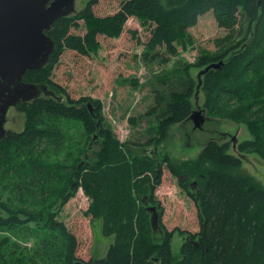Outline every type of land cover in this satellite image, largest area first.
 Listing matches in <instances>:
<instances>
[{
  "label": "trees",
  "instance_id": "16d2710c",
  "mask_svg": "<svg viewBox=\"0 0 264 264\" xmlns=\"http://www.w3.org/2000/svg\"><path fill=\"white\" fill-rule=\"evenodd\" d=\"M95 5L91 0L76 20L67 16L52 23L45 34L54 42V51L44 67L26 71L23 82L50 90L60 87L52 75L65 52L93 56L101 47L99 37H119L130 18L138 20L144 29V37L137 31L128 33L145 47V58L151 54L149 58L166 64L177 53L185 32L195 27L200 17L212 13L217 27L227 32L225 40H215L218 46L230 45L237 28L245 23L246 34L254 24V36L250 43H238L224 55L203 58L201 64L206 67L222 61L217 69L201 76L204 108L209 117L264 126V107L260 108L261 118L253 119L256 123L246 116H234L236 106L225 107L233 99L244 106L240 100L254 91L261 95L264 90V0H123L116 13L105 17L94 15ZM243 44L244 49L235 52ZM189 85L190 81L185 92H172L165 100L158 93L154 96L147 115L163 109L158 137L153 139L157 143L166 140L172 126L189 121L193 107V86ZM88 99L91 111L82 104ZM15 108L24 114V129L7 131L0 138V179L12 183V192L20 198H31L33 209L15 206L0 192V264L79 262L76 237L49 210L56 200L60 205L67 203L80 188L89 202L85 215L100 223L103 236L113 237L105 257L85 264H264V187L242 168V159L264 147L263 132H257L253 141L236 146L235 153L241 158L230 153L229 143L221 142L224 139H211L196 159L178 164L177 172L170 168L175 177L185 178L179 185L194 203L198 230L168 231L161 224L163 208L154 200L153 189L162 176L158 153L152 152L157 144L139 145L138 154L120 146L111 130L104 128L99 104L90 97H67V102H62L40 96L28 103L19 102ZM62 121L79 124L81 140L72 145L73 154L43 157L47 150L58 154L68 147ZM71 136L77 137L72 144L78 142L79 134ZM99 139L104 142L95 159H90V154L79 159L84 145ZM89 147L86 145L87 152ZM191 181L195 182L194 194L187 189ZM146 201L160 214L156 232L149 222ZM40 207L43 209L38 211ZM175 233L182 238L178 258L171 251Z\"/></svg>",
  "mask_w": 264,
  "mask_h": 264
},
{
  "label": "rangeland",
  "instance_id": "374dc122",
  "mask_svg": "<svg viewBox=\"0 0 264 264\" xmlns=\"http://www.w3.org/2000/svg\"><path fill=\"white\" fill-rule=\"evenodd\" d=\"M90 1L75 0L74 10L68 14V17L71 20L80 18L81 12ZM94 1H96V5L92 7L94 15L105 17L116 13L123 0ZM246 22L248 23L247 20ZM250 28V32L246 34L247 25L243 24L233 34L234 40L230 45L223 43L218 46L215 44V40L219 38L225 40L227 32L218 28L212 13H208L198 19L195 27L185 32L184 39L178 45L177 53L170 56L166 64H162L157 59L149 58L151 54L145 58L144 55L147 51L145 47L137 44L128 33V30L137 31L139 37H144V29L140 28L138 20L130 18L125 25V31L119 37L114 39L99 37L101 47L93 56L83 57L72 51L65 52L52 75L53 82L61 88L57 86L52 87L51 90L46 88V93L41 96L51 97L62 102H67V97L73 100L82 97L96 100L100 107L104 128L110 129L114 140L134 154L139 153V145L157 144L156 153L159 156L158 163H162V176L160 183L155 188L153 187V192L154 200L159 202L163 208L162 228L168 231L180 229L195 233L198 230V224L194 203L179 185L185 178L175 177L171 174L170 168L177 172L180 167L177 166L178 164L196 159L204 144L211 139L218 141L220 138L224 139L221 142L229 143L230 153L241 158L238 152H232V138L235 137L236 143L239 145L253 141L255 134L259 131L264 133L262 123L253 126L248 123L247 126L245 123H234L217 115L209 117L204 108L205 97L200 87L199 93L195 95L198 84L197 76L206 67L201 64L203 58L214 59L216 56L224 55L227 50L237 46L238 43H250L254 36V24H251ZM248 35L249 39L243 40V37ZM246 44L235 49V52H241ZM220 63L222 61L219 60L210 64L219 65ZM189 81L193 86L190 98L193 106L192 111L203 114L205 122L200 129H193L192 121L174 125L169 129L166 140L157 143L153 139L158 137L159 114L163 109L153 115H147V111L154 104V96L158 93L165 100L172 92H185ZM90 101L88 99L82 104L87 105ZM260 101L264 102V90L261 95L254 91L240 100L244 106H239L236 99H233L225 107L236 106L237 110L233 112L234 116L241 119L246 116L251 122L256 123L253 119H259L263 114V110L260 108L264 107V103ZM24 124V114L16 110L15 107L10 108L4 126L6 132H21L24 129ZM60 126L63 127L69 139L68 147L58 154L51 149L47 150L42 155L43 157L55 158L62 154H73L72 145H77L81 140L82 130L79 124L62 121ZM71 134H79L78 142L71 143L77 138L74 136L72 139ZM103 142L102 139H99L94 143H86L79 159L84 158L85 154H90V159L94 160L95 155L103 147ZM88 144L90 147L87 152L86 145ZM259 153L264 154V147H260V152L242 159V168L264 187V157ZM194 185L193 181L188 183L187 189L190 194L195 193ZM13 188L12 183L0 179V192L3 199L15 206L32 208V199L20 198L12 192ZM54 203L56 204L49 212L59 217L76 237L78 242L76 257L84 263L90 262L92 258L105 257L108 246L113 242V237L103 236L100 223L97 220H92L90 215H85L89 202L83 190L78 189L76 194L64 205H60L58 200ZM36 209L39 211L43 207ZM44 211L46 210L44 209ZM181 244L182 238L178 233H175L171 242L174 258L179 257Z\"/></svg>",
  "mask_w": 264,
  "mask_h": 264
},
{
  "label": "water",
  "instance_id": "95a60500",
  "mask_svg": "<svg viewBox=\"0 0 264 264\" xmlns=\"http://www.w3.org/2000/svg\"><path fill=\"white\" fill-rule=\"evenodd\" d=\"M75 0H0V138L6 134V115L19 102L28 103L46 93L44 86L25 83L26 71L44 67L54 51V42L45 34L58 18L67 17L74 10ZM221 65H209L200 71L195 95L199 91L201 76L209 69ZM91 111L90 104H87ZM192 111L189 121L193 129L201 128L205 118ZM203 117V118H202ZM237 139L232 138L236 151ZM156 153V149L154 148ZM147 205V201L144 203ZM150 225L159 230V213L154 206H147ZM76 264H85L81 261Z\"/></svg>",
  "mask_w": 264,
  "mask_h": 264
},
{
  "label": "bare ground",
  "instance_id": "6f19581e",
  "mask_svg": "<svg viewBox=\"0 0 264 264\" xmlns=\"http://www.w3.org/2000/svg\"><path fill=\"white\" fill-rule=\"evenodd\" d=\"M210 92V91H209ZM157 158V157H156ZM24 161V160H23ZM2 168V167H1ZM9 169V168H8Z\"/></svg>",
  "mask_w": 264,
  "mask_h": 264
}]
</instances>
